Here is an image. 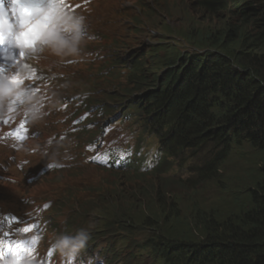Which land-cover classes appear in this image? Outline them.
I'll return each mask as SVG.
<instances>
[{
	"label": "trees",
	"instance_id": "1",
	"mask_svg": "<svg viewBox=\"0 0 264 264\" xmlns=\"http://www.w3.org/2000/svg\"><path fill=\"white\" fill-rule=\"evenodd\" d=\"M196 5L210 16L240 8L245 27L222 22L207 28L190 41L205 52L168 55L148 68L138 62L130 80L148 90L137 110L146 118L143 131L159 144L160 162L150 175L155 178L170 161L178 171L183 165L174 160L189 144L211 145L219 151L206 158L198 176L229 194V208L220 212L190 204L183 216L170 189H184L186 197L198 200L197 191H189L202 183L184 178L169 187L173 175L159 187L148 185L143 202L135 197L132 204L108 205L106 222L114 221L129 237L148 230L144 248L159 264H264V9L254 0H197ZM165 67L171 68L158 72ZM193 184L197 188H188ZM137 209L141 217L132 212Z\"/></svg>",
	"mask_w": 264,
	"mask_h": 264
},
{
	"label": "clouds",
	"instance_id": "2",
	"mask_svg": "<svg viewBox=\"0 0 264 264\" xmlns=\"http://www.w3.org/2000/svg\"><path fill=\"white\" fill-rule=\"evenodd\" d=\"M196 1L197 0H193L195 4ZM254 2L256 5L260 2V10L264 9V0H254ZM25 3L28 4V7L22 8L20 4L12 0V3L6 10L0 9V36L13 38L22 52L25 50L29 52L48 50L53 55L62 58L80 56L82 45L87 38L85 32V17L83 15L72 11L63 3H50L44 6H36L34 3H30L29 0H25ZM29 8L32 12L31 17L22 16V13H27ZM162 9L167 13L169 12L167 6L162 5ZM167 13H164L158 18L152 17L151 19L153 20L151 23L161 29L164 35L169 33H174L175 35L177 33L170 27L168 18L166 17L165 20L159 19L165 17ZM172 13H174V10ZM22 19H30L33 24H36V30L30 37L34 43H28L26 41V37L23 34L27 31L28 26L21 23ZM45 24L47 25L46 27ZM183 31L184 30L181 29L180 34L183 35H180L182 37L181 40L175 45L170 46L175 48L171 50L170 55L175 56L176 51L179 53V49H184L185 47H192L202 53L205 52V49H200L189 43V39L186 38L188 34ZM189 32L197 36V31L195 29H190ZM183 43H187V45ZM161 63V60L158 59L155 66ZM166 68L171 67L160 68L158 72ZM20 100L24 101L33 119L40 118L41 113L38 109L39 102L34 95L28 89L19 87V85L10 78V74L0 76V107L6 108L11 101L19 102ZM144 120L146 121V118ZM150 138V142L157 141L152 135ZM194 145L195 144H189V146H186L187 150L184 155L174 160L183 165L178 168V171L173 165V161L169 162L168 165H173L175 167L173 173L176 174L173 180L179 181V179L187 178L189 180L193 179V183L200 181L202 183L201 186L212 184L213 181H202L198 173L201 172V168L206 164V158L213 159V156L219 149H213L211 145H205L206 148L199 149V147L196 148ZM190 155L197 158L194 164H186L184 162L185 158ZM184 172L187 175L186 177L181 176ZM169 179H171V177L163 180L169 181ZM90 238L91 233L87 229L81 228L75 233H61L57 235L52 241V247L62 256L75 261L76 258L88 248ZM98 259L99 254L96 253L88 256L86 262L82 261L81 264H97ZM0 264H34V261L29 256H23L17 259L15 255H7L0 257Z\"/></svg>",
	"mask_w": 264,
	"mask_h": 264
},
{
	"label": "rangeland",
	"instance_id": "3",
	"mask_svg": "<svg viewBox=\"0 0 264 264\" xmlns=\"http://www.w3.org/2000/svg\"><path fill=\"white\" fill-rule=\"evenodd\" d=\"M128 5L133 2V0H128ZM259 4V3H258ZM163 6H171L174 10V17H175V25L177 26L178 30L179 28L183 29L185 33L187 32L189 39L192 40L194 37L196 38L201 33H205L206 29L213 30L215 28H218L221 26L222 22L227 23L231 27H239L244 28L245 27V15L243 14V11L240 10V8L232 7L226 12H218L214 16H210L205 14L201 9L198 8V6L193 2V0H165L162 2ZM175 11L177 12L175 14ZM195 29L197 31V36H194V34H190L189 30ZM183 36V35H182ZM181 36L176 37L175 43L181 40ZM194 38V39H195ZM184 45H187V43H183ZM134 47H143V44H140L138 42L133 43ZM197 161V158L193 155L187 156L184 160L186 164L188 163H195ZM235 164V163H234ZM238 167H235L236 170H238L240 162H236ZM72 171H78V170H72ZM90 171V172H88ZM231 172L230 170H228ZM91 173V174H90ZM88 174V175H86ZM87 176V177H86ZM182 177H186V173L181 174ZM122 177V175L111 174L106 171H100L94 168L88 169L83 172H71L67 173L62 180H80L85 184V186L92 184V185H99L104 184L106 185L107 182H112L113 184L110 185V188H114V185H117L118 178ZM72 178V179H70ZM232 174H229V179H232ZM88 179L90 183L88 182ZM97 179V180H96ZM92 181V182H91ZM99 181V182H98ZM152 184V186L160 185L162 184V181L160 177H155L152 180H148L147 176L141 177L140 179H137L136 177L132 178V180L129 183L123 182V184L119 185L122 190L127 191H133V196L136 197L140 202H143L147 195V186ZM52 185V193L54 192L55 195H57L61 190L60 188H57V184H51ZM165 186V185H164ZM168 186H178L175 180L169 181ZM235 187L231 188V191H233ZM196 192L198 193V200H191L192 197H186L185 190L184 189H170V192L176 194V197L174 198V203L176 205H179L182 215H185V211L187 209L189 210L190 204H196L197 206L205 209H212L216 208L220 212H224L229 208L230 202H229V194L228 193H221V189L217 185L213 184H206L204 186H200L197 189H191L189 192ZM183 194V195H182ZM195 206V205H194ZM134 213H138L139 216H142L141 211L139 209L134 210ZM166 230L169 229V226L167 225L165 227ZM104 241H100V245H102ZM127 249L123 248L120 250L121 257L114 262V264H153L147 256H145V252H141V254L137 253L134 254V258L130 260V257L126 255Z\"/></svg>",
	"mask_w": 264,
	"mask_h": 264
},
{
	"label": "snow or ice",
	"instance_id": "4",
	"mask_svg": "<svg viewBox=\"0 0 264 264\" xmlns=\"http://www.w3.org/2000/svg\"><path fill=\"white\" fill-rule=\"evenodd\" d=\"M13 2L20 4L22 8L28 7V4L25 3V0H13ZM29 2L34 3L36 6H44L50 3H63L66 7H68L65 3V0H29ZM31 15L32 12L30 8L27 13H22V16L26 17H31ZM21 23L28 26L27 31L23 34L26 37V41L28 43H34V41L30 39V37L36 30V24H33L30 19H22ZM46 26L47 25L45 24V27ZM5 38L6 37L0 36V42H2ZM20 55H24V52L21 51ZM0 73H2V68H0ZM12 79L17 84H21L23 82L22 80H18L15 77H13ZM22 130L26 131V129ZM31 252L32 249L20 241H16L15 243L10 242L8 244H4L3 238H0V257H4L7 255H15L17 259H20L24 255L30 254Z\"/></svg>",
	"mask_w": 264,
	"mask_h": 264
},
{
	"label": "bare ground",
	"instance_id": "5",
	"mask_svg": "<svg viewBox=\"0 0 264 264\" xmlns=\"http://www.w3.org/2000/svg\"><path fill=\"white\" fill-rule=\"evenodd\" d=\"M258 3H260V2H258ZM261 4V3H260ZM232 6L233 5H235V4H231ZM258 5V4H257ZM231 6L229 5L227 8H225V9H229ZM259 7V6H258ZM258 9V8H257ZM260 9V8H259ZM168 11H170V9L168 10ZM177 12L175 11V14H176ZM170 18V20H168L169 21V25H170V27L177 33V34H179L180 32H181V28H179V30H178V28H177V26L175 25V23H176V19H175V17H174V13L173 14H171V15H167V18ZM145 87V86H144ZM215 157V155L213 156V158ZM153 159H155V158H153ZM219 159V157H217V158H215L214 159V161H217ZM152 162V161H151ZM208 162H212V161H208ZM88 172H90V171H88ZM91 174V173H90ZM86 175H88V174H86ZM87 177V176H86ZM70 179H72V178H70ZM97 180V179H96ZM92 182V181H91ZM99 182V181H98ZM93 184V183H92ZM100 184V183H99ZM197 188V186L195 185V184H193V185H191V186H189L188 188ZM114 189H117V191H119L120 189H121V187H119V186H116V187H114ZM122 190V189H121ZM153 264H159V263H157V262H155V263H153Z\"/></svg>",
	"mask_w": 264,
	"mask_h": 264
}]
</instances>
